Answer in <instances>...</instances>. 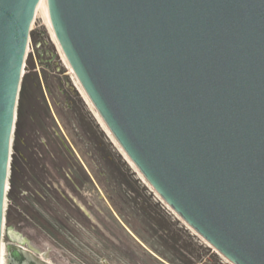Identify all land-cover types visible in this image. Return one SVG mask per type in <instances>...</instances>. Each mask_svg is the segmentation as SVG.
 <instances>
[{
  "label": "water",
  "instance_id": "95a60500",
  "mask_svg": "<svg viewBox=\"0 0 264 264\" xmlns=\"http://www.w3.org/2000/svg\"><path fill=\"white\" fill-rule=\"evenodd\" d=\"M40 0H0V248ZM59 49L159 198L232 264H264V0H44ZM6 264H50L10 232Z\"/></svg>",
  "mask_w": 264,
  "mask_h": 264
},
{
  "label": "rangeland",
  "instance_id": "374dc122",
  "mask_svg": "<svg viewBox=\"0 0 264 264\" xmlns=\"http://www.w3.org/2000/svg\"><path fill=\"white\" fill-rule=\"evenodd\" d=\"M23 76L18 157L24 171L14 194L5 196V264L10 232L50 264H82L58 245L57 222L72 210L60 194L69 189L79 190L71 196L77 203L90 204V264H232L159 198L104 130L39 9ZM13 141L14 133L10 162Z\"/></svg>",
  "mask_w": 264,
  "mask_h": 264
},
{
  "label": "flooded vegetation",
  "instance_id": "af4514ba",
  "mask_svg": "<svg viewBox=\"0 0 264 264\" xmlns=\"http://www.w3.org/2000/svg\"><path fill=\"white\" fill-rule=\"evenodd\" d=\"M78 192V189H69L63 190L64 194H60L64 200L72 203L70 206L66 205L63 207L65 209L70 207L72 210L69 213L65 212V214H61L62 218L57 222V226L60 229L58 245L62 255L69 253L80 263L90 264V204L87 206L82 205L71 197ZM88 193L90 194V192ZM82 219L86 221H82ZM79 244L87 251L82 249ZM104 264L107 263L104 262Z\"/></svg>",
  "mask_w": 264,
  "mask_h": 264
},
{
  "label": "trees",
  "instance_id": "16d2710c",
  "mask_svg": "<svg viewBox=\"0 0 264 264\" xmlns=\"http://www.w3.org/2000/svg\"><path fill=\"white\" fill-rule=\"evenodd\" d=\"M30 66V64H29ZM26 92V76H23L22 82L20 84V90H19V96H18V103H17V109H16V122H15V129H14V141H13V154L12 159L10 162V173L8 178V197H11L16 188H17V176L19 172L24 171L19 163V149L18 146L20 144V138H21V128H22V117H23V100L24 95ZM31 159V160H30ZM30 161H32V158H29ZM34 161V160H33Z\"/></svg>",
  "mask_w": 264,
  "mask_h": 264
},
{
  "label": "bare ground",
  "instance_id": "6f19581e",
  "mask_svg": "<svg viewBox=\"0 0 264 264\" xmlns=\"http://www.w3.org/2000/svg\"><path fill=\"white\" fill-rule=\"evenodd\" d=\"M36 9H39L40 11V15H41V18L43 20V22L46 24V26L48 27L52 37L54 38L55 40V37H54V34L52 32V29H51V26H50V22H49V18H48V15H47V12H46V8H45V4H44V0H40V2L38 3V6ZM56 41V40H55ZM97 119L99 120V123H101V126L104 128V124L103 122L100 120L99 117H97ZM104 130L106 131V129L104 128ZM109 135H111L109 133V131H106ZM42 260H44V256L40 257ZM0 264H5V257H4V246L2 244V241H1V248H0Z\"/></svg>",
  "mask_w": 264,
  "mask_h": 264
}]
</instances>
